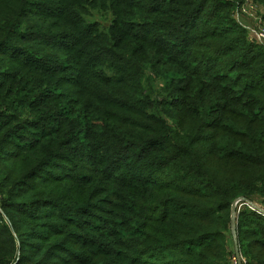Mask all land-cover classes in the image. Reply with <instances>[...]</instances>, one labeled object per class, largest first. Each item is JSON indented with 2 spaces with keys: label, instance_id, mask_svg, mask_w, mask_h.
Segmentation results:
<instances>
[{
  "label": "trees",
  "instance_id": "16d2710c",
  "mask_svg": "<svg viewBox=\"0 0 264 264\" xmlns=\"http://www.w3.org/2000/svg\"><path fill=\"white\" fill-rule=\"evenodd\" d=\"M248 1L0 0V264H264Z\"/></svg>",
  "mask_w": 264,
  "mask_h": 264
},
{
  "label": "rangeland",
  "instance_id": "374dc122",
  "mask_svg": "<svg viewBox=\"0 0 264 264\" xmlns=\"http://www.w3.org/2000/svg\"><path fill=\"white\" fill-rule=\"evenodd\" d=\"M263 15H264V6H261L259 4H255L252 1H248L245 3L244 7L239 11V13L236 12L235 20L237 23H239L244 28H246V30L248 31V34L254 35L259 42L264 43L263 42L264 39H262L260 36V34L263 33V30H264V23H263V19H262ZM245 205L248 206L249 202L247 203V202H243V201L239 200V201H237V204L233 206V211H234L233 217L235 218L236 225L238 222V213L241 210V208L244 207ZM249 206L251 209H254L255 211H257L260 214H262L261 211L256 210L255 208H258L264 212V206L255 205V204L249 205ZM262 215H264V214H262ZM236 225H235V228H236ZM165 256H166L165 257L166 260L172 259V255H170V254H166ZM157 259L160 261H157L156 264H162L165 261L162 259V257L157 256ZM241 260H242V262L243 261L246 262V260H244L243 258ZM151 261L156 262L153 260H151ZM236 261H237V259H236Z\"/></svg>",
  "mask_w": 264,
  "mask_h": 264
},
{
  "label": "water",
  "instance_id": "95a60500",
  "mask_svg": "<svg viewBox=\"0 0 264 264\" xmlns=\"http://www.w3.org/2000/svg\"><path fill=\"white\" fill-rule=\"evenodd\" d=\"M241 201L248 203V201H246V200H241ZM236 204H237V202L234 205H236ZM255 209L261 211V213L264 214V212L262 210H260L258 208H255ZM235 225H236V221H235V218L233 217V233L236 236V228H235ZM236 251H237L236 252V259L238 261V264H242L241 255H240V252H239L238 247H237V250Z\"/></svg>",
  "mask_w": 264,
  "mask_h": 264
},
{
  "label": "built area",
  "instance_id": "2783aa9c",
  "mask_svg": "<svg viewBox=\"0 0 264 264\" xmlns=\"http://www.w3.org/2000/svg\"><path fill=\"white\" fill-rule=\"evenodd\" d=\"M261 38L264 39V30L263 33L260 34ZM236 264H238V262L236 261Z\"/></svg>",
  "mask_w": 264,
  "mask_h": 264
}]
</instances>
